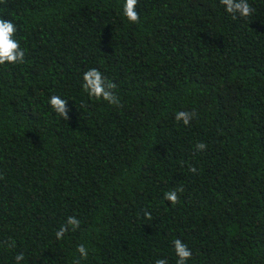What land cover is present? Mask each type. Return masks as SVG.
<instances>
[{
	"label": "trees",
	"instance_id": "1",
	"mask_svg": "<svg viewBox=\"0 0 264 264\" xmlns=\"http://www.w3.org/2000/svg\"><path fill=\"white\" fill-rule=\"evenodd\" d=\"M124 3L0 0L25 50L0 65V264H177V238L186 264H264V0L235 18L220 0H138V23ZM93 67L121 106L84 90Z\"/></svg>",
	"mask_w": 264,
	"mask_h": 264
},
{
	"label": "clouds",
	"instance_id": "2",
	"mask_svg": "<svg viewBox=\"0 0 264 264\" xmlns=\"http://www.w3.org/2000/svg\"><path fill=\"white\" fill-rule=\"evenodd\" d=\"M220 3L225 5L226 11L232 13L234 18L236 14L240 17L251 16L255 9L249 3V0H220ZM138 0H125L123 5V15L131 22L138 23L140 20V14L137 11ZM17 28L15 23L11 19H5L0 17V65L7 63L16 64L25 62V50L21 48L20 41L16 39ZM83 88L90 97L96 99H103L109 104L121 106L120 98L114 92L117 88V84L112 80L108 79L102 74L98 68H90L83 74ZM49 103L55 112L63 117L65 120L69 119L67 107V100L61 98L59 95H53L50 97ZM196 113L188 111H178L175 115V119L183 121L185 125L190 124L191 119ZM206 144L199 142L196 144L198 151L204 150ZM190 171L196 172V168L193 166ZM183 188H176L165 193V199L175 205L179 200V192H182ZM145 215L151 218V213L145 212ZM69 226L75 231L80 226V220L75 216H69L63 227H61L56 233L57 239H63L65 233L69 231ZM174 249L177 259V264H186L192 257V251L186 243L181 239L177 238L173 241ZM8 248H15L16 242L12 240L7 244ZM77 251L80 256L84 259L88 257V250L84 244L77 246ZM24 259V253L20 252L15 255L16 264ZM74 264H80V260L74 261ZM155 264H167L165 258H160L155 261Z\"/></svg>",
	"mask_w": 264,
	"mask_h": 264
}]
</instances>
